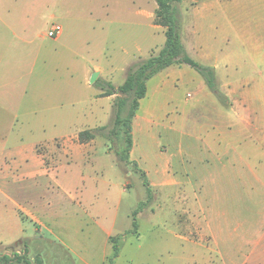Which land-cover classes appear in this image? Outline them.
Instances as JSON below:
<instances>
[{"label": "rangeland", "instance_id": "obj_1", "mask_svg": "<svg viewBox=\"0 0 264 264\" xmlns=\"http://www.w3.org/2000/svg\"><path fill=\"white\" fill-rule=\"evenodd\" d=\"M201 1L200 5V0L175 3L182 13V40L190 48L188 53L205 65L233 57L230 68L236 81L245 84L249 77L258 78L264 71V0ZM16 6L29 12L28 20L19 15L28 28L18 36L30 40L32 47H41L33 72L47 77L43 83L49 86L42 96L25 97L20 111L29 120L47 119L48 132L52 119L65 121V131L69 122L82 130L112 126L116 94L103 98L102 90L90 83L91 76L88 82L87 75L94 66H101L114 85H121L128 65L158 53L166 40L165 28L155 24V0H25ZM53 23L64 27L57 41L46 35ZM176 65L161 76L165 80L162 92L153 96L151 85L149 99L153 98L155 108L146 111L145 107L142 113L153 121L139 126L135 133L138 153L145 159L131 158L129 153V160H118L116 152H126L124 133L107 139L111 152H91L74 162L60 148L62 142L40 148L47 152L44 160L50 171L59 168V184L38 176L26 194H17L18 199L33 202L48 222L36 237L35 230L40 233L41 225L23 222L20 240L29 245V258L40 255L44 264H76L78 259L62 240L89 233L91 239L84 242L95 254V262L103 264L99 256L106 233L112 232L110 239L119 253L113 257L112 248L107 264H192L196 257L174 235L186 232L185 192L194 196L200 181L203 140L217 130L210 125L206 110L216 118L219 107L226 105L196 69L184 63ZM33 131L40 134L39 128ZM26 132L24 136L31 137ZM2 210L7 214L9 209ZM8 230L0 235V255H23L24 244L12 245V234L21 237L12 231V223Z\"/></svg>", "mask_w": 264, "mask_h": 264}, {"label": "crops", "instance_id": "obj_2", "mask_svg": "<svg viewBox=\"0 0 264 264\" xmlns=\"http://www.w3.org/2000/svg\"><path fill=\"white\" fill-rule=\"evenodd\" d=\"M18 1L25 0H0V197H3L0 198V235L3 230L5 233L9 231L10 223L12 231L14 229L20 235L23 222L30 220L41 225L40 233L35 230L36 237L42 234V228L47 227L48 222L39 215L33 202L20 200L17 194H26L38 176H47L59 184V168L50 171L44 160L47 152L40 148L44 145L54 147V144L62 142L60 148L67 152L71 162L84 159L91 152L111 151L108 140L100 136L80 142L79 133L82 129L69 126L70 122L65 131V121L52 119V130L48 132L47 119L29 120L26 113L20 111L25 97L42 96L49 86L43 83L48 80L47 77L33 72L37 56L42 53L41 47H32L30 40L18 36L19 32L28 28L22 25L19 15L26 16L25 20L29 16L28 11L22 10L20 6L17 8ZM199 5L195 8H199ZM62 35L52 39L60 40ZM186 43L184 41V45ZM185 47L187 51L190 50L188 44ZM194 47L197 48V45ZM230 59L234 61L232 57L210 64L216 69L218 85L228 97L229 104L219 107L216 118L210 109L206 110L210 125L215 127L213 130H217L203 140L200 181L194 196L185 192L183 207L186 232L174 235L196 257L192 264H264V71L260 72L258 78H247L243 84L236 81L231 73ZM174 66L177 65L167 67L147 82V94L140 100V108L133 120L131 158L145 159L138 153L135 133L140 131L137 129L139 126L149 125L153 121L142 113L145 107L146 111L155 108L153 98L149 99L151 85L153 96L162 92L165 80L161 76ZM94 71H99L102 78L110 80L106 70L96 65L87 75L88 82ZM158 78L161 79L157 81ZM147 101L148 104L144 105ZM35 128L40 129L39 135H34ZM25 129L31 137L24 136ZM172 181L177 185L175 179ZM2 208L9 209L7 214ZM17 236L12 234V245L22 239L21 235L18 239ZM111 236H114L112 232L105 235L106 241L99 256V259L102 256L103 264H107V258L112 253ZM90 239L89 233L78 234L63 238L61 244L81 264H99L94 260L95 254L90 253L84 242ZM2 247L5 249L9 246ZM23 249L29 251L30 247L24 244ZM78 260L76 264H79Z\"/></svg>", "mask_w": 264, "mask_h": 264}, {"label": "trees", "instance_id": "obj_3", "mask_svg": "<svg viewBox=\"0 0 264 264\" xmlns=\"http://www.w3.org/2000/svg\"><path fill=\"white\" fill-rule=\"evenodd\" d=\"M155 24L165 28L166 40L163 47L156 54L138 60L129 65L125 81L116 86L110 81L98 78L95 85L102 90L103 96L116 94L113 102V125H102L94 129L82 130L79 133L80 142H87L97 136L113 139L121 133L125 135V153L116 152L118 160H129V153L133 147V120L140 108V100L147 94V82L160 71L175 64H187L196 69L204 78L210 90L219 98L222 104L228 106V97L222 92L217 82L216 69L194 59L187 51L182 40V13L176 2L182 0H155ZM196 1V0H195ZM116 90V93H114ZM127 154V155H123ZM137 165V164H136ZM148 195L151 188L145 171H142ZM138 225L134 218L133 226ZM18 244H25L22 240ZM26 245V244H25ZM28 249H22L23 255L15 252L11 255H0V264H44L40 255L36 259L27 256ZM119 253L117 244H113V257ZM112 258V257H111Z\"/></svg>", "mask_w": 264, "mask_h": 264}, {"label": "built area", "instance_id": "obj_4", "mask_svg": "<svg viewBox=\"0 0 264 264\" xmlns=\"http://www.w3.org/2000/svg\"><path fill=\"white\" fill-rule=\"evenodd\" d=\"M63 26L60 23H53L52 26L49 28L46 35L50 38H58L63 34Z\"/></svg>", "mask_w": 264, "mask_h": 264}, {"label": "water", "instance_id": "obj_5", "mask_svg": "<svg viewBox=\"0 0 264 264\" xmlns=\"http://www.w3.org/2000/svg\"><path fill=\"white\" fill-rule=\"evenodd\" d=\"M99 71H94L93 72V74L91 75V78H90V83H95V81L98 79V77H99ZM114 93H116V90H114ZM4 254V253H3ZM3 254H1V255H3ZM6 254H8V255H11V253H7L6 252ZM13 254V253H12Z\"/></svg>", "mask_w": 264, "mask_h": 264}]
</instances>
